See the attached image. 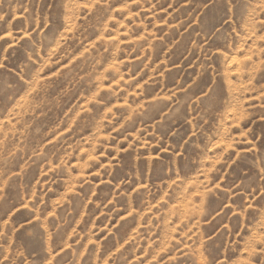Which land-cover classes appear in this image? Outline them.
<instances>
[{
    "label": "rangeland",
    "instance_id": "obj_1",
    "mask_svg": "<svg viewBox=\"0 0 264 264\" xmlns=\"http://www.w3.org/2000/svg\"><path fill=\"white\" fill-rule=\"evenodd\" d=\"M0 264H264V0H0Z\"/></svg>",
    "mask_w": 264,
    "mask_h": 264
}]
</instances>
